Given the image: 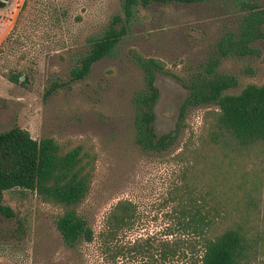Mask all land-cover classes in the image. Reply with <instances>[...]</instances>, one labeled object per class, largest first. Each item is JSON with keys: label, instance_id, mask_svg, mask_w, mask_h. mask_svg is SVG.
Returning <instances> with one entry per match:
<instances>
[{"label": "rangeland", "instance_id": "obj_1", "mask_svg": "<svg viewBox=\"0 0 264 264\" xmlns=\"http://www.w3.org/2000/svg\"><path fill=\"white\" fill-rule=\"evenodd\" d=\"M253 1L264 10V0ZM119 5L120 0H8L0 9V131L18 126L36 140H87L96 156L89 192L77 209L92 240L66 245L55 228L56 206L30 191H0V208L12 213L8 217L0 210V264H152L139 254L114 256L113 251L145 236L151 242L165 232L182 236L168 200H177L184 169L190 168L182 146L199 130L204 112L214 108L187 105L180 114L189 85L207 77V64L234 79L230 92L264 81V22L261 36L247 44L249 51L236 39L224 47L225 34L237 35L247 12L234 0L140 7L114 52L93 62L83 78L72 79L70 66ZM130 48L163 63L153 72L157 97L151 125L155 138L164 136L158 149L143 148L134 139L145 79ZM10 75L20 81H10ZM253 161L256 165L244 164V186L256 182L264 223V156ZM118 200L130 201L134 215L108 240L100 232ZM164 264L188 263L175 257Z\"/></svg>", "mask_w": 264, "mask_h": 264}, {"label": "trees", "instance_id": "obj_2", "mask_svg": "<svg viewBox=\"0 0 264 264\" xmlns=\"http://www.w3.org/2000/svg\"><path fill=\"white\" fill-rule=\"evenodd\" d=\"M6 1L0 0V9ZM196 1L201 0H120L119 11L110 16L99 34L88 38L87 49L69 68L70 77L83 78L93 62L111 55L140 7ZM234 3L247 12L242 14L237 35L225 34L224 47L236 39V45L246 52L247 44L261 36L264 10L253 0ZM128 53L145 79V92L133 124L134 139L143 148L158 149L164 146V136L155 138L151 125L157 97L153 72L162 70L163 63L143 57L133 48ZM204 69L207 77L189 85L188 98L180 106V114L187 105L214 106L204 112L199 130L182 146L181 151L190 156V168L184 169L186 177L177 188V200H168L182 236L171 237V232H165L155 242L145 236L128 247L117 248L114 256L139 254L152 264L168 263L175 257L187 259L188 264H264V223L258 217L257 185L251 182L246 188L243 180L244 164L251 161L256 165L253 159L264 156V81L247 82L230 92L226 89L234 85L232 77L215 73L211 64ZM8 78L20 81L19 75ZM95 159L87 140H36L27 130L10 127L0 131V191H30L40 201L56 206L60 211L55 228L66 245L91 241L93 231L77 209L89 192ZM237 177L242 181H234ZM0 210L12 216L8 207ZM133 215L130 201L118 200L106 216L100 235L111 240L130 224Z\"/></svg>", "mask_w": 264, "mask_h": 264}]
</instances>
